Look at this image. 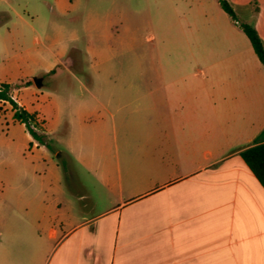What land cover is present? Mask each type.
Returning a JSON list of instances; mask_svg holds the SVG:
<instances>
[{
    "label": "crops",
    "instance_id": "1",
    "mask_svg": "<svg viewBox=\"0 0 264 264\" xmlns=\"http://www.w3.org/2000/svg\"><path fill=\"white\" fill-rule=\"evenodd\" d=\"M229 1L264 42V0ZM230 19L226 46H200L198 63L189 51L179 76L161 66L144 77L142 67L127 88L134 95L104 101L95 124L112 137L104 136L102 171L84 154L86 143L72 140L68 152H53L27 130L38 158L50 159V151L65 155L69 167L76 157L100 169L93 177L109 203L90 216L98 201L91 186L69 173L70 197H61L57 176V195L39 201L34 222L66 245L53 264H264V186L241 156L264 129V65ZM242 50L254 67L234 60ZM45 129L50 135L47 120ZM5 259L0 252V264ZM24 260L30 264L32 256Z\"/></svg>",
    "mask_w": 264,
    "mask_h": 264
},
{
    "label": "rangeland",
    "instance_id": "2",
    "mask_svg": "<svg viewBox=\"0 0 264 264\" xmlns=\"http://www.w3.org/2000/svg\"><path fill=\"white\" fill-rule=\"evenodd\" d=\"M225 19L231 21L218 0H0V84L10 83L14 101L38 113L33 127L56 139V150L68 152L72 140L86 143L84 154L102 171L104 136L112 137L95 124L104 101L134 95L129 83L142 67L144 77L161 66H173L170 75L179 76L189 51L198 63L200 46H226ZM240 56L234 60L254 67L251 53ZM13 114L11 101L0 99V252L5 264H28V254L30 264H53L66 245L34 227L35 208L57 195V176L59 195L70 197L66 176L72 175L91 186L98 201L89 215L99 217L109 207L93 177L100 169L89 170L76 157L69 167L61 153L47 151L46 160L33 155L27 129Z\"/></svg>",
    "mask_w": 264,
    "mask_h": 264
},
{
    "label": "trees",
    "instance_id": "3",
    "mask_svg": "<svg viewBox=\"0 0 264 264\" xmlns=\"http://www.w3.org/2000/svg\"><path fill=\"white\" fill-rule=\"evenodd\" d=\"M221 7L226 13H228L234 21L239 22V17L235 12L233 5L229 0H218ZM241 28L244 30L248 38L250 39L252 46L257 53L259 59L264 65V42L260 37L257 29L251 23L239 22ZM11 84L3 82L0 84V99L11 101L14 114L13 117L17 121L25 124L27 130L33 137V139L41 145L47 146L53 152H56L55 140L53 138H47V135L44 132H40L33 127V123L37 122V112H30L25 108H22L18 105L17 102L10 95ZM34 142H31V146ZM61 157V154H58ZM241 156L256 175L258 180L264 186V129L258 135L255 140V144L244 149L241 152Z\"/></svg>",
    "mask_w": 264,
    "mask_h": 264
},
{
    "label": "water",
    "instance_id": "4",
    "mask_svg": "<svg viewBox=\"0 0 264 264\" xmlns=\"http://www.w3.org/2000/svg\"><path fill=\"white\" fill-rule=\"evenodd\" d=\"M34 81L38 87H41V80L39 78H35Z\"/></svg>",
    "mask_w": 264,
    "mask_h": 264
}]
</instances>
